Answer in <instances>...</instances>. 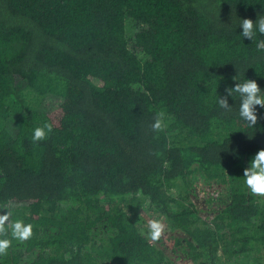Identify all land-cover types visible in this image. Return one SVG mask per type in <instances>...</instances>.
<instances>
[{
    "label": "trees",
    "instance_id": "trees-1",
    "mask_svg": "<svg viewBox=\"0 0 264 264\" xmlns=\"http://www.w3.org/2000/svg\"><path fill=\"white\" fill-rule=\"evenodd\" d=\"M257 15L264 0H0V215L33 225L0 264H175L127 197L189 264H264V194L242 175L264 108L250 127L238 96L216 104L237 70L264 88L261 36L239 26Z\"/></svg>",
    "mask_w": 264,
    "mask_h": 264
},
{
    "label": "clouds",
    "instance_id": "clouds-1",
    "mask_svg": "<svg viewBox=\"0 0 264 264\" xmlns=\"http://www.w3.org/2000/svg\"><path fill=\"white\" fill-rule=\"evenodd\" d=\"M239 26L241 28L240 34L243 38L250 40L259 33L261 38L256 41L257 50H264V15H257L255 21L251 18L241 19ZM238 70L232 77L236 81L232 86H226V94L216 97V104L220 109L229 112L232 110V104L229 103V97L238 96L239 106L238 115L245 121L248 126H256L257 106L264 108V88H262L256 79L246 77L243 80L238 79ZM153 129H161L163 127L162 121L158 118L152 124ZM52 131L51 123H44L37 126L32 131V140L40 141L45 139ZM243 183L251 193L264 194V148L259 149L248 161V166L243 170ZM10 212L6 211L0 215V256L6 255L12 240L6 235L10 231L11 236L17 241L28 240L33 235V225L31 223H24L22 219L9 221ZM6 222H8L6 224ZM164 223L159 219H152L147 225V236L152 240L160 237L164 230ZM142 234L144 229H141Z\"/></svg>",
    "mask_w": 264,
    "mask_h": 264
},
{
    "label": "rangeland",
    "instance_id": "rangeland-1",
    "mask_svg": "<svg viewBox=\"0 0 264 264\" xmlns=\"http://www.w3.org/2000/svg\"><path fill=\"white\" fill-rule=\"evenodd\" d=\"M199 184L200 183H198V185ZM198 189H200V190H198ZM213 191H215V189H213V188L204 190L202 185H199L197 187V191L194 190V194L193 195H197L194 200L197 203H202L199 206V208L201 209V212H202V214L204 216L208 215V214L210 215V213L212 214L213 210L218 207V206L215 207V205L213 203L211 205H208V203H204L205 199L208 198L205 195H207L209 192H213ZM172 193L176 194L177 193V188L172 190ZM121 204H124L125 207H127L129 205L132 207V211H130V213L132 214L134 219H136L139 222V224L142 226V228L145 230V234H147L148 222L150 220H152V219H159L166 226L165 220H164L163 216L159 212L154 211L152 209L151 210L143 209V206L141 207L142 210L139 209L137 207V205H136L137 204V200L136 201H132L131 199H128V197H127V200L123 201ZM15 212H16V214L11 217L12 220H10V221H15L17 219H20V215H19L20 212L17 211V210ZM175 233H177V232H175ZM172 235L173 234L171 232H169V231H166L165 227H164V230L162 231L160 237L158 239H156V240L158 241V243L160 245H162V243H163V247L165 248V250L167 251L169 256L172 258V260L175 262V264H189L188 261H186L185 259H183L181 257L182 254L179 251H177L175 247H173L174 245L172 243V240H173V236ZM96 238H98V236H96ZM11 240H12V244L9 247V252L12 253L14 250H20L21 246H22L21 245L22 241H17L13 237H11ZM156 240H152V241H156Z\"/></svg>",
    "mask_w": 264,
    "mask_h": 264
},
{
    "label": "built area",
    "instance_id": "built-area-1",
    "mask_svg": "<svg viewBox=\"0 0 264 264\" xmlns=\"http://www.w3.org/2000/svg\"><path fill=\"white\" fill-rule=\"evenodd\" d=\"M200 183V182H199ZM199 185H202V187L204 188V190H207V189H210V188H213V189H215V191H213V192H209L207 195H205V196H207V197H209V195L210 196H214V197H216V196H218L219 195V192H218V188H217V186H207V185H204V184H202V183H200ZM198 185V186H199ZM197 186V187H198ZM197 187H196V191H197ZM198 190H200V189H198Z\"/></svg>",
    "mask_w": 264,
    "mask_h": 264
}]
</instances>
